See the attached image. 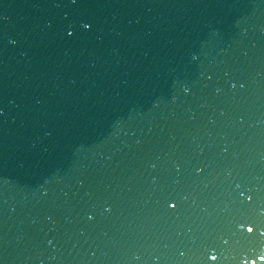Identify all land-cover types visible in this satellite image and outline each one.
<instances>
[{"label": "water", "instance_id": "95a60500", "mask_svg": "<svg viewBox=\"0 0 264 264\" xmlns=\"http://www.w3.org/2000/svg\"><path fill=\"white\" fill-rule=\"evenodd\" d=\"M0 264H264V0H0Z\"/></svg>", "mask_w": 264, "mask_h": 264}]
</instances>
